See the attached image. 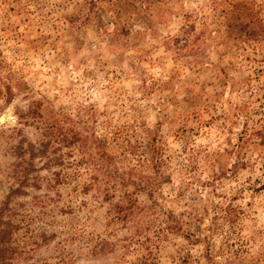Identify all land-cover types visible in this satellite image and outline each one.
<instances>
[{
  "label": "clouds",
  "instance_id": "1",
  "mask_svg": "<svg viewBox=\"0 0 264 264\" xmlns=\"http://www.w3.org/2000/svg\"><path fill=\"white\" fill-rule=\"evenodd\" d=\"M0 264H264V0H0Z\"/></svg>",
  "mask_w": 264,
  "mask_h": 264
}]
</instances>
